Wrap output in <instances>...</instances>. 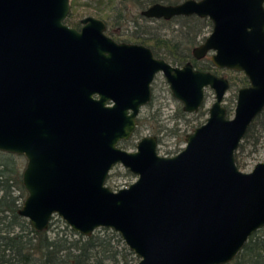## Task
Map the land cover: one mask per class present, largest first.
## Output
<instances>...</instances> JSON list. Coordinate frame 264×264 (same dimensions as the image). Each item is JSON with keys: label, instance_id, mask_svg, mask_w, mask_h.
<instances>
[{"label": "water", "instance_id": "obj_1", "mask_svg": "<svg viewBox=\"0 0 264 264\" xmlns=\"http://www.w3.org/2000/svg\"><path fill=\"white\" fill-rule=\"evenodd\" d=\"M71 0H0V152L25 160V198L17 215L40 233L57 217L89 237L117 233L137 264H228L264 229V161L241 171L235 153L264 110V0H185L153 4L151 20L196 16L211 22L192 49L216 69L244 75L233 118L222 76L174 67L141 44L116 42L105 23L64 24ZM161 74L184 113L214 93L204 124L174 156H160L145 136L120 147L137 127ZM121 165L136 177L117 191L107 177Z\"/></svg>", "mask_w": 264, "mask_h": 264}, {"label": "trees", "instance_id": "obj_2", "mask_svg": "<svg viewBox=\"0 0 264 264\" xmlns=\"http://www.w3.org/2000/svg\"><path fill=\"white\" fill-rule=\"evenodd\" d=\"M182 1L185 0H95L98 18L104 19L109 26L125 23L129 40L149 47L156 58L173 66H182L190 61L196 69L215 74L209 60L198 63L191 59V50L206 37L202 36L203 30L212 28L209 20L190 16L164 21L141 16V12L153 4L175 5ZM126 3L138 10V15L128 19V22L125 20L127 13H124L127 11ZM78 6V0H71V11L64 19V24L77 29L80 28V21L72 20V7ZM149 23L155 24V27ZM162 30L169 34L160 33ZM109 34L116 42L122 41L114 33ZM238 83L242 87L248 85L245 77ZM179 113L184 116L181 109ZM263 132L264 110L253 121L235 153L239 169L242 167L238 160L240 154L249 146L255 147ZM128 143H120V147H126ZM19 159L18 156L0 152V264H137V258L120 236L108 229H99L84 237L57 220L58 225L53 227L49 223L45 231L34 232L28 222L17 215L25 196ZM228 264H264V229L255 232Z\"/></svg>", "mask_w": 264, "mask_h": 264}, {"label": "rangeland", "instance_id": "obj_3", "mask_svg": "<svg viewBox=\"0 0 264 264\" xmlns=\"http://www.w3.org/2000/svg\"><path fill=\"white\" fill-rule=\"evenodd\" d=\"M78 1L80 6L75 8L72 7V20L80 21V26L82 19L86 17H94L96 19L102 20L105 23V33L107 36L111 37L109 33H114V35L118 36V38L122 40L120 42L136 44L131 39L129 40L127 35L128 31H126L127 25L125 23L121 24L120 26L116 24L114 25L113 23V26H109L106 24L104 19L98 18L97 15L99 12L96 8L97 3L95 0ZM125 7L128 11H124V13H127L125 20L128 22V19H133L138 15V10L130 3H126ZM101 14L104 15V13ZM149 24L152 27H155V24ZM210 32V28H205L202 32V36H208ZM160 33L165 35L169 34L165 30H162ZM206 60H210L209 55L198 63H202ZM214 71L216 72V75L225 77L230 82L233 81L232 86L229 87L223 100V106L227 110V117L233 118L237 90L242 87L238 83V80L244 77V75L242 73L229 71L226 69H215ZM152 88L153 92L150 104L140 109L137 118V128L134 132L136 134L134 137L132 136V138L128 140L129 143L126 147H121L126 151L133 152L136 149V144L142 137L154 136L159 138L157 153L160 156H174L185 147L186 135L192 133L195 128L205 123L208 117V109L214 102V93L212 90L206 89L203 108H201L197 113L191 114L184 113L182 111L184 116H180L179 109L182 110V105L175 98H173L169 86L161 74L156 76L155 81L152 84ZM18 157H20L19 160L22 171L25 160L21 156ZM238 160L241 162L242 167H240V170L243 172H250L256 164L264 161V132L257 145L255 147L249 146L240 154ZM135 180L136 177L133 174L128 172L121 165H116L110 171L105 184L111 190L117 191L119 189L128 187ZM24 198H22V201ZM57 220L60 221L57 217L51 218L50 223H52L53 227L58 225Z\"/></svg>", "mask_w": 264, "mask_h": 264}, {"label": "flooded vegetation", "instance_id": "obj_4", "mask_svg": "<svg viewBox=\"0 0 264 264\" xmlns=\"http://www.w3.org/2000/svg\"><path fill=\"white\" fill-rule=\"evenodd\" d=\"M201 43H202V42H201ZM201 43H200V44H201ZM152 53H153V52H152ZM153 55H154V54H153ZM208 55H209V54H208ZM208 55H207V56H208ZM207 56H206V57H207ZM209 56H210V55H209ZM154 57H155V56H154ZM206 57H205V58H206ZM155 58H156V57H155ZM205 58H202V59H200V60H196V59H194V58H193V55H192V50H191V59H193L194 61L199 62V61H201V60H204ZM158 59H159V58H158ZM164 61H165V60H164ZM209 61H210V60H209ZM166 62H167V61H166ZM189 62H190V61H189ZM191 63H192V62H191ZM169 64H170V63H169ZM172 66H173V65H172ZM174 67H181V66H174ZM194 68H195V67H194ZM214 68H215V67H214ZM215 69H216V68H215ZM157 75H158V74H157ZM157 75H156V76H157ZM156 76H155V78H156ZM155 78H154V80H153V83H154V81H155ZM226 79H227V78H226ZM227 80H228V79H227ZM228 81H229V80H228ZM153 83H152V84H153ZM229 84H230V81H229ZM152 92H153V88H152V85H151V100H152ZM150 102H151V101H150ZM150 102H149L147 105H149ZM147 105H146V106H147ZM200 109H201V108H200ZM136 128H137V127H136ZM157 141H159V138H157Z\"/></svg>", "mask_w": 264, "mask_h": 264}]
</instances>
